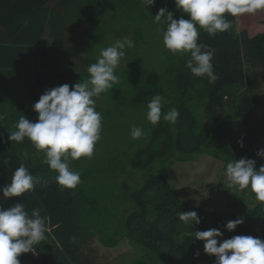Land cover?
Here are the masks:
<instances>
[{
	"label": "trees",
	"instance_id": "obj_1",
	"mask_svg": "<svg viewBox=\"0 0 264 264\" xmlns=\"http://www.w3.org/2000/svg\"><path fill=\"white\" fill-rule=\"evenodd\" d=\"M88 1L73 0L75 8L67 7L75 13V17L88 23L95 18L92 9L105 14L120 10L123 22L113 33H116L117 39H131L135 46L125 49L124 64L117 72L120 77L117 88L124 90L119 97L121 105L118 108L121 109L116 108L108 98H103L101 103L96 102V110L102 116L101 139L91 159L82 157L70 163L81 177V183L75 189H62L54 179V172L42 162L43 154L37 152L27 139L19 144L10 141L8 130H14L19 116L35 123L38 114L32 106L39 97L57 82H61L57 86H71L82 78L84 80L82 71L53 76L47 70L44 81L37 83V91H42L31 94L30 98L8 95L0 88V97L5 99L0 100V112L7 113L0 124V188L11 183L14 170L22 162L30 174L47 181L46 187L38 184L34 191L20 197L4 198L0 193V210H7L17 202L23 203L29 214L39 209L48 227L45 236L51 240L54 252H49V247H46L42 253V248L36 246L35 255L29 252L18 257L20 264H110L112 257L109 253L102 251L96 242L94 244L95 232L87 230L90 224L101 234L96 237L101 242L103 230L112 232L121 228L129 243L145 249L144 253H136L134 260L130 262L129 259L127 264H215L216 258L206 254L201 248L202 241L194 239L192 234L213 228L222 232L218 244L237 235L264 241V204L242 205L240 211L237 207L229 210L228 214L236 218L222 213L223 206L219 207V211L204 212L193 204H184L171 183L166 181L171 166L177 169L184 163L189 167L188 161H198L199 155L225 163L260 157L257 153L262 149L261 136H264V11L254 15L227 16L232 28L214 37L198 27V43L215 49L212 63L218 79L210 84L206 77H195L185 67L188 56L169 53L162 40L158 45L153 38L154 28L161 31L163 27L153 22L159 9L172 12L174 19H190L177 9L174 0H154L152 5L145 6L142 0H95L92 7ZM53 2L55 0H16L9 12V24L0 23V30L7 29L12 34L19 32L15 23L22 11L26 19H37L39 25V13H45V6L51 7ZM2 16H5L4 13ZM115 17L111 14L109 20L115 21ZM67 30L58 26L54 42L42 43L38 47L34 56L37 61H32V65L37 66V76L41 73L40 65L46 67L52 63L51 56L60 57L65 50V53L72 52L73 45L63 43L70 37L68 33L64 34ZM79 31L77 27L74 35H78ZM69 32L73 34V31ZM105 32L97 30L94 35L104 37ZM105 41L104 46L108 47L109 39ZM146 45H157L154 49L161 45L163 51L170 54L165 62L161 60L162 65L156 68L161 72L157 74L152 65L154 60H149L146 53L154 49H144ZM96 46L91 44L87 49L92 50ZM28 90L26 88L23 92ZM155 94L164 97V112L172 108L179 110L180 116L174 127L163 119L155 126L146 120V104ZM122 107L131 111L132 115L130 122L124 125H130L129 128L121 131L125 120L120 113L126 117ZM133 126H142L147 133L145 138L134 140L129 137ZM129 144H132V149L126 154L124 149ZM25 152L28 153L27 158L23 157ZM5 160L7 165L3 163ZM118 163L123 166V172L116 176L118 172L114 165ZM137 171L147 172L140 184L136 180ZM101 176H107L103 179L105 181L116 176V189L99 182L97 178ZM224 196H231L228 185H225L223 194L216 197L214 206ZM245 198L243 194L238 201L242 203ZM187 211H196L200 219L198 225L193 224V230L177 216L179 212ZM125 212L128 215L120 216ZM78 213V218H75ZM237 218L243 223L233 231H227L225 224ZM50 219L57 225L54 234L50 230ZM126 249L121 246L119 250Z\"/></svg>",
	"mask_w": 264,
	"mask_h": 264
},
{
	"label": "clouds",
	"instance_id": "obj_2",
	"mask_svg": "<svg viewBox=\"0 0 264 264\" xmlns=\"http://www.w3.org/2000/svg\"><path fill=\"white\" fill-rule=\"evenodd\" d=\"M142 3L152 5L154 0H142ZM174 3L190 19H174L172 12L159 9L153 22L163 25L162 44L171 54L188 56L185 67L195 77H206L210 84L218 79L212 63L215 49L198 43V27L214 37L232 28L227 16L254 15L264 11V0H174ZM134 46L131 39L123 38L102 48L96 62L86 69L87 79L71 86L63 84L46 90L32 106L38 114L36 122L19 116L14 130H8L10 141L19 144L27 139L37 152L43 154L42 162L56 173L54 179L62 189H75L81 183L80 173L74 171L70 163L82 157L92 158L102 130V116L96 110V99L119 83L117 69L126 55L125 49ZM163 104L164 97L155 94L146 104V120L155 126L163 119L174 127L180 116L179 110L172 108L164 112ZM6 115L0 112V124ZM146 135L142 126L130 129V137L134 140ZM257 155L264 156V149ZM23 157L27 158L28 153L25 152ZM3 163L7 165L8 161ZM255 165L252 159L230 160L225 175L229 188L249 189L255 199L264 204V165L258 170ZM38 184L46 187L47 181L30 174L22 162L14 170L11 183L0 188V193L4 198L20 197L34 191ZM177 216L189 227L200 223L196 211L179 212ZM242 223L243 220L237 218L228 221L224 227L233 231ZM47 232L46 221L39 209L29 214L24 204L17 202L7 210H0V264H20L18 257L22 254L31 252L35 255L36 246L43 243ZM192 234L194 239L204 241L203 250L216 258L215 264H264V241L260 238L237 235L218 244V238L222 236L219 229Z\"/></svg>",
	"mask_w": 264,
	"mask_h": 264
},
{
	"label": "rangeland",
	"instance_id": "obj_3",
	"mask_svg": "<svg viewBox=\"0 0 264 264\" xmlns=\"http://www.w3.org/2000/svg\"><path fill=\"white\" fill-rule=\"evenodd\" d=\"M73 0H56V2H53L52 6L49 7L45 13H42L43 16L47 17V21L45 24L42 25V27L38 30L36 36L34 37L35 40L32 41V45H28L29 47L27 48V53H31V52H36V50H38L39 45H42V43H52L54 42V40L57 38L58 33L56 35H53L55 32V27H53V25L59 21L62 22H66L68 24H70L72 26L73 29H77V27H79V34L78 35H74L73 34L69 37L66 38L63 43L65 44H72L73 45V49L72 52H68L65 53V51L61 52V56H51L50 59L52 61V63L48 64L46 67L41 66V68H39V71L41 72L40 74H38V76L36 75H29L30 79H28L31 83L34 84V86H17L14 85L13 81H12V77L10 75H6L4 76H0V88L3 89V92H5L8 95H16L17 98H24V97H32L33 93H30V91H34V92H41L42 90L37 91V83H41L40 81H44L45 79V72L47 70H50L52 72L53 76H56L57 74H64V73H75V71H82L81 75H83L84 80L88 78V73L86 71L87 67L96 62L97 57L100 54V50L102 48H106L107 46H104L106 41L105 39H109V43L108 46H110L112 43H114V41L117 39L116 38V33H113V31L117 28H119L122 24V16H121V12L120 10H117L116 12H111V11H107L106 14L103 13L102 11L98 10V9H92L91 12H95V18H92L89 23L83 19L79 20L78 17H75V13L71 12L69 10L68 7H72L75 8V2L72 3ZM88 3L90 4V7H92L95 4V0H89ZM68 6V7H67ZM111 14H115V21H110L109 17L111 16ZM117 20V21H116ZM109 21V23L107 22ZM51 25L49 28V31H46V24ZM32 23H37V19L32 20ZM117 25H119L118 27H116ZM116 27V28H114ZM58 28V26H57ZM97 30H105V35L100 36L99 35H94V33ZM154 32V36L153 38H156V42L159 45V43L161 42L162 38H160V33L161 31H159V29L154 28L153 30ZM4 34H8V33H4ZM106 37V38H105ZM50 38L49 40H46ZM105 38V39H104ZM13 40V39H12ZM151 42H152V38H150ZM23 43H28V42H23ZM91 44L97 45L96 48L89 50V48L87 49L88 45L91 46ZM153 44V42H152ZM157 45H153L148 47L147 45L144 47V49H154ZM146 53H148L149 56V60H154V65L155 68H153L155 70V74H157L158 72H161V70L156 69L159 68L162 65V61L165 62L166 59H168L170 57L169 53H166L163 51V49L161 48V45L158 46V49H154L148 52V50L146 51ZM158 58V59H157ZM124 58H122L121 60V64L117 69V72H119L124 64L123 61ZM162 60V61H161ZM56 69H58V71H56ZM173 69V67L171 68V70ZM170 70V71H171ZM38 71V69H37ZM64 76V75H63ZM47 77V76H46ZM75 77H79L75 76ZM73 79V77H72ZM83 80V78H82ZM61 82H57L55 83L54 87H57V85H59ZM119 85V83L117 85H114V88L111 89L108 93H104L100 96V98L96 99L97 103H101L103 98H108L110 101H112L111 103L118 108L121 104V100L119 99V97L121 96V94L124 92V90L118 89L117 86ZM164 88V85H162ZM53 87V88H54ZM26 88H29L28 92H23L25 91ZM71 90V88H70ZM22 96V97H19ZM0 100H5V99H1ZM123 108V111L126 114V117L122 114V118L125 120V122L122 124L120 130H124L127 129V127L129 128L130 125H125V123L130 122L131 120V115L132 112L129 111L128 109ZM121 109V108H118ZM6 111L9 112L8 107L6 106ZM144 111L145 110H141ZM130 137V134L128 135ZM125 146V144H124ZM261 147L262 149H264V136H261ZM122 149V147H121ZM124 149V148H123ZM130 149H132V144H129V146H126L124 151L126 152V154L130 151ZM205 161V159H203ZM209 161V160H208ZM256 162V170H258L262 165H264V156H260L258 159L254 160ZM70 167L75 170L71 164ZM114 168L116 170L117 173H115V175L119 176L122 174L123 172V166L118 163L116 165H114ZM220 170V171H219ZM78 172V171H77ZM53 173V172H52ZM53 175L55 176V174L53 173ZM136 175L138 176L136 178V180L138 181V183L140 184L145 176L147 175L146 171H137ZM189 176H187L186 178H181V177H177L178 175H174L172 176V171L170 172V176H169V182L171 184H173L175 186V188H179V184L181 183H189L191 185H194L196 183H203L204 185H206V187H208L210 184L213 183H223V182H227V178L225 175V168H224V163H221L217 160H213L212 162H210L209 164H206L205 167L200 168V170L198 169V171L193 170L191 173L188 174ZM115 176V177H116ZM115 177L110 180V181H105L103 179L107 178V176H101L98 177L97 180L101 183H106L108 185L106 186H111L112 190L116 189V183L114 181ZM177 180V182H176ZM175 181V182H174ZM58 191V190H57ZM60 191V190H59ZM245 194L246 198L245 200H243V202H239L238 199L240 198L241 195ZM217 195H221V192H217ZM216 196V197H218ZM213 203H211L210 205H208L207 207H211L213 208V210L215 211H219V207L223 206L221 212L227 214L229 217L231 218H236V216H232L228 214L229 210L235 209L236 207L239 209L242 208V205H244L245 207H251L253 205H256V203H260L258 202L255 197L254 194L249 190V189H245V190H237L235 188H231V196H224L222 197V199L218 202L217 206H214V201H215V197L213 196ZM192 202L194 203V201L192 200ZM70 206V205H69ZM121 209H124V207ZM238 211V212H239ZM124 214V215H128V212L125 213H121L120 216ZM79 213L77 216H75V218H78ZM51 221V219H50ZM212 222V221H211ZM211 224H215V223H211ZM57 228V225L55 222L51 221L50 223V230L52 232V234H54L55 229ZM93 230L95 232V239H94V244L96 242V244L101 248V250H105L106 252L109 253V256L112 257L110 258V264H127L128 260L133 261L135 258V254H141L145 252V249L142 248L140 245L137 244H132L129 243L128 238L126 237V234L122 231L121 228H117L112 232H107V230H103V234H104V238H103V242L99 241L98 239H96L97 236H101V234H98V232L94 229V227L90 224L88 225V229L87 230ZM192 230H193V225H192ZM201 241V240H200ZM110 242H114L117 243V245H112V243ZM129 244V246L127 245ZM204 244V243H203ZM39 247L42 248V253L44 252L43 250L46 247H49V252L53 253V249L51 247V240L45 238V240L43 241V243L38 245ZM124 247V248H128L126 250H122L120 252V248ZM39 254V256L42 255ZM119 254V255H118ZM132 256V258H128Z\"/></svg>",
	"mask_w": 264,
	"mask_h": 264
},
{
	"label": "crops",
	"instance_id": "obj_4",
	"mask_svg": "<svg viewBox=\"0 0 264 264\" xmlns=\"http://www.w3.org/2000/svg\"><path fill=\"white\" fill-rule=\"evenodd\" d=\"M15 3L16 0H0V23L8 22L9 24L11 20V15L9 12L12 10V7L15 5ZM45 7L47 9L49 8L48 6ZM3 13L5 16H2ZM23 13L24 12L22 11L21 16L17 18L15 23V25L19 27V32L12 34L7 29L0 30V76L5 77L6 75H10L14 85L19 87L34 86V84L28 79H30L29 75H37V66L30 64L25 65V63L29 59L37 61V59L34 57L35 53H37V50L36 52L27 53V48L29 47L28 45H32V41L35 40L34 37L41 28L42 21L44 23L48 19L47 17L43 16L42 13H39L40 24L37 25V23H32L31 19H26ZM57 26L66 27L68 30L67 32H64V34L68 33L69 36L72 34L69 32V30L73 32L75 30L65 21H56L54 25L55 30H57ZM5 32L8 34H4ZM56 34L57 32L55 31L53 35ZM23 42L28 43L24 44ZM10 43L16 44L17 46L11 45Z\"/></svg>",
	"mask_w": 264,
	"mask_h": 264
},
{
	"label": "bare ground",
	"instance_id": "obj_5",
	"mask_svg": "<svg viewBox=\"0 0 264 264\" xmlns=\"http://www.w3.org/2000/svg\"><path fill=\"white\" fill-rule=\"evenodd\" d=\"M46 22H44L43 24H45ZM42 24V25H43ZM41 25V27H42ZM51 25L46 24V31H49ZM50 38L46 39L49 40ZM25 44V43H24ZM40 46V45H39ZM32 59H29L26 61L25 65H32ZM39 68H41V65L39 66ZM30 93H36L34 91H30ZM205 159V161L203 160ZM213 160H207V158L203 155H199L198 161H188L189 163V167H186L185 164L183 163L181 168H177L175 169L174 167H170V172L172 171V176L174 175H178L177 177H181V178H186L187 176H189L188 174L191 173L193 170L198 171V169L200 170V168H203L206 166V164H209L210 162H212ZM221 163H224V168L226 169V164L223 161L217 160ZM220 171V170H219ZM170 176V174H169ZM166 181H169L166 180ZM175 182V181H174ZM177 182V180H176ZM174 187L175 192L180 196L181 201L184 204H193L194 207L198 208V209H202L204 212L206 211H210L213 210V208L211 207H207L208 205H210L211 203H213V196L216 198L217 192H221V194H223V191L225 189V185H228V181L227 182H223V183H213L210 184L208 187H206V185H204L203 183H196L194 185H191L189 183H181L179 184V188H175V186L173 184H171ZM231 189V188H230ZM192 200L194 201V203L192 202ZM203 243L204 241L201 242L202 244V249H203Z\"/></svg>",
	"mask_w": 264,
	"mask_h": 264
}]
</instances>
